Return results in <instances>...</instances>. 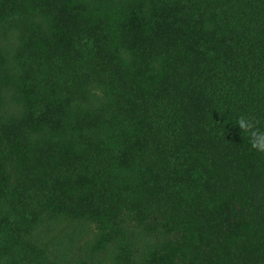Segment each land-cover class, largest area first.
<instances>
[{"label": "trees", "instance_id": "16d2710c", "mask_svg": "<svg viewBox=\"0 0 264 264\" xmlns=\"http://www.w3.org/2000/svg\"><path fill=\"white\" fill-rule=\"evenodd\" d=\"M264 0H0V264H264Z\"/></svg>", "mask_w": 264, "mask_h": 264}, {"label": "clouds", "instance_id": "9594fccd", "mask_svg": "<svg viewBox=\"0 0 264 264\" xmlns=\"http://www.w3.org/2000/svg\"><path fill=\"white\" fill-rule=\"evenodd\" d=\"M258 121L252 115L239 114L235 126L242 131L243 137L247 136L252 150L264 154V130L258 127Z\"/></svg>", "mask_w": 264, "mask_h": 264}]
</instances>
